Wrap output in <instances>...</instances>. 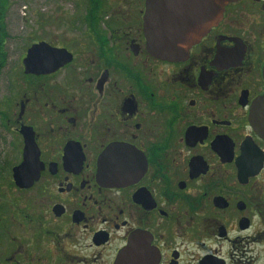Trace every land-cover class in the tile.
<instances>
[{"label": "flooded vegetation", "instance_id": "af4514ba", "mask_svg": "<svg viewBox=\"0 0 264 264\" xmlns=\"http://www.w3.org/2000/svg\"><path fill=\"white\" fill-rule=\"evenodd\" d=\"M146 5L81 0L79 38L9 72L5 33L0 264H264V0L179 62L146 50ZM40 42L70 61L25 74Z\"/></svg>", "mask_w": 264, "mask_h": 264}, {"label": "water", "instance_id": "95a60500", "mask_svg": "<svg viewBox=\"0 0 264 264\" xmlns=\"http://www.w3.org/2000/svg\"><path fill=\"white\" fill-rule=\"evenodd\" d=\"M229 2L146 0L147 9L143 19L146 50L153 58L162 61L183 60L189 48L221 20ZM69 56L64 49H53L44 42L35 44L27 50L23 60L25 74L53 73L70 61Z\"/></svg>", "mask_w": 264, "mask_h": 264}, {"label": "rangeland", "instance_id": "374dc122", "mask_svg": "<svg viewBox=\"0 0 264 264\" xmlns=\"http://www.w3.org/2000/svg\"><path fill=\"white\" fill-rule=\"evenodd\" d=\"M81 0H9L4 16L6 69H16L31 42L70 45L79 38L80 26L72 19L79 17Z\"/></svg>", "mask_w": 264, "mask_h": 264}, {"label": "trees", "instance_id": "16d2710c", "mask_svg": "<svg viewBox=\"0 0 264 264\" xmlns=\"http://www.w3.org/2000/svg\"><path fill=\"white\" fill-rule=\"evenodd\" d=\"M9 0H0V42L4 39V16L8 7ZM1 52V49H0Z\"/></svg>", "mask_w": 264, "mask_h": 264}]
</instances>
